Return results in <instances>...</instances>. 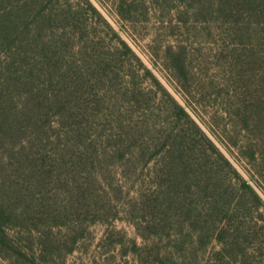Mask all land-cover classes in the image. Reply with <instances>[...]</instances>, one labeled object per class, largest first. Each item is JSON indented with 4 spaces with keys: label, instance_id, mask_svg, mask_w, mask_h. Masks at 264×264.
<instances>
[{
    "label": "trees",
    "instance_id": "trees-1",
    "mask_svg": "<svg viewBox=\"0 0 264 264\" xmlns=\"http://www.w3.org/2000/svg\"><path fill=\"white\" fill-rule=\"evenodd\" d=\"M190 2L226 36L231 68L253 73L252 90L228 85L224 113L252 179L204 118L187 47L163 57L179 100L111 25L105 42L91 0H0V247L24 254L12 227L59 205L92 223L124 215L145 240L132 239L137 260L155 247L162 264H264V0Z\"/></svg>",
    "mask_w": 264,
    "mask_h": 264
},
{
    "label": "rangeland",
    "instance_id": "rangeland-1",
    "mask_svg": "<svg viewBox=\"0 0 264 264\" xmlns=\"http://www.w3.org/2000/svg\"><path fill=\"white\" fill-rule=\"evenodd\" d=\"M91 1L102 14L103 18H96V21L105 35V42L112 45L118 41L110 30L111 25L179 100L182 99L179 86L167 70L163 57L170 45L187 47L189 61L204 86L197 96L198 103H202L204 118L220 137L224 153L243 176L252 179V165L239 155L237 148L229 146L236 132L232 133L230 118L224 113L228 106L225 103L230 99L228 91L233 92L228 85L240 82L239 91L252 90L254 77L249 71L250 65L245 70L238 65V60H234L238 72L236 66L231 68L234 57L224 50L226 36L208 28V23L203 22V14L196 15L191 7V0H130L133 12L129 18L119 14L117 0ZM141 74L146 90L160 91L152 78H144L143 72ZM238 74L242 81L236 79ZM245 96L247 100L250 98L249 93ZM242 135L240 139L244 138V133ZM255 137L252 134V138ZM254 185L264 198L263 178ZM11 234L12 241L24 254L0 247V264H162L155 247L148 249L138 260L133 255L132 239L139 243L145 240L135 224L124 215L113 222L92 223L78 218L77 207L39 206L34 214L26 213L12 227Z\"/></svg>",
    "mask_w": 264,
    "mask_h": 264
}]
</instances>
